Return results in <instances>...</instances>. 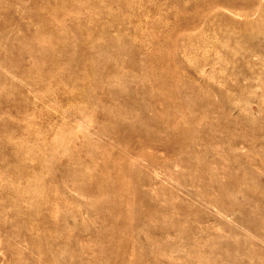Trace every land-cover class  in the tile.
I'll use <instances>...</instances> for the list:
<instances>
[{"label":"rangeland","instance_id":"obj_1","mask_svg":"<svg viewBox=\"0 0 264 264\" xmlns=\"http://www.w3.org/2000/svg\"><path fill=\"white\" fill-rule=\"evenodd\" d=\"M0 264H264V0H0Z\"/></svg>","mask_w":264,"mask_h":264},{"label":"bare ground","instance_id":"obj_2","mask_svg":"<svg viewBox=\"0 0 264 264\" xmlns=\"http://www.w3.org/2000/svg\"><path fill=\"white\" fill-rule=\"evenodd\" d=\"M128 1V0H127ZM38 14V13H37ZM40 17V16H39ZM45 19V18H44ZM49 21V20H48ZM104 30V29H103ZM70 31V30H69ZM64 32V31H63ZM62 33V32H61ZM70 33V32H69ZM74 33V32H73ZM77 34V33H76ZM73 36V35H72ZM53 37V36H52ZM71 37V36H70ZM108 37V36H107ZM101 39V38H100ZM58 41V40H57ZM101 46V45H100ZM101 48V47H100ZM169 51V50H168ZM113 57V56H112ZM106 58V57H105ZM96 65V64H95ZM101 65V64H100ZM95 84V83H94ZM59 140V139H58ZM44 160V159H43ZM83 167V166H82ZM90 169V168H89ZM108 171V170H107ZM121 180H119L118 182H117V185L116 184H114L113 185V187L119 192V191H121V189H123L124 187H122L121 186ZM105 192V191H104ZM118 192H117V194H118ZM120 194V193H119ZM118 194V195H119ZM18 200V199H17ZM20 202V201H19ZM128 211V210H127Z\"/></svg>","mask_w":264,"mask_h":264}]
</instances>
